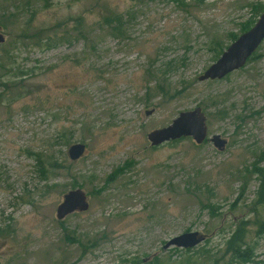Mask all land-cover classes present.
I'll list each match as a JSON object with an SVG mask.
<instances>
[{
  "label": "rangeland",
  "instance_id": "1",
  "mask_svg": "<svg viewBox=\"0 0 264 264\" xmlns=\"http://www.w3.org/2000/svg\"><path fill=\"white\" fill-rule=\"evenodd\" d=\"M263 12L264 0H0V264H264V41L244 67L199 80ZM196 107L224 151L150 144ZM75 143L87 149L72 161ZM76 188L89 210L58 220ZM240 225L246 261L226 250ZM193 231L206 237L195 248L164 249Z\"/></svg>",
  "mask_w": 264,
  "mask_h": 264
},
{
  "label": "water",
  "instance_id": "2",
  "mask_svg": "<svg viewBox=\"0 0 264 264\" xmlns=\"http://www.w3.org/2000/svg\"><path fill=\"white\" fill-rule=\"evenodd\" d=\"M6 41V36L0 26V44ZM264 41V12L260 15L254 26L242 33L232 41L220 55V57L199 77L200 81L222 79L228 74L244 67L250 57L256 52ZM153 111H148L151 114ZM148 140L152 146L191 137L198 145L203 144L208 138L220 151H224L228 140L220 134L209 137L207 117L201 107L182 111L166 127L155 129L148 133ZM87 146L84 143H75L68 149V155L72 161L81 159L86 153ZM90 208L87 193L80 188L71 189L63 195L62 202L57 207V219L63 220L75 212H86ZM205 236L198 232H186L169 240L164 249L172 247L193 249L205 240ZM146 262V261H145Z\"/></svg>",
  "mask_w": 264,
  "mask_h": 264
},
{
  "label": "trees",
  "instance_id": "3",
  "mask_svg": "<svg viewBox=\"0 0 264 264\" xmlns=\"http://www.w3.org/2000/svg\"><path fill=\"white\" fill-rule=\"evenodd\" d=\"M253 25L247 26L243 29V32L248 31L251 29ZM238 37L234 36L231 40L234 41ZM47 42L51 43L53 42L54 45L58 43L56 39H50ZM225 50V46H222L220 48V52L218 56H220L223 51ZM159 85L163 84H158L157 88H159ZM160 89L164 90L163 87L161 86ZM178 141V140H177ZM175 142V141H174ZM257 173V171H256ZM263 187H264V182H263ZM255 225L257 226V232L262 234L264 233V221L258 217L255 221ZM248 229L243 227L242 225L238 226L236 230L232 233L230 238L226 241V250L229 254H231L235 259L238 260H243L246 261L251 258L250 252L252 251V246L248 243L247 241V234L246 231ZM190 250V249H189ZM145 262V260H144Z\"/></svg>",
  "mask_w": 264,
  "mask_h": 264
}]
</instances>
